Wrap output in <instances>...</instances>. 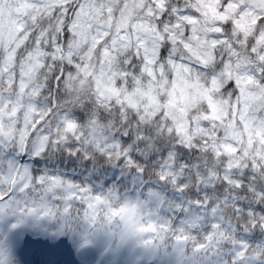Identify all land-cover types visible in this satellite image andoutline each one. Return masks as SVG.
Here are the masks:
<instances>
[{
  "label": "snow or ice",
  "instance_id": "6c2138e0",
  "mask_svg": "<svg viewBox=\"0 0 264 264\" xmlns=\"http://www.w3.org/2000/svg\"><path fill=\"white\" fill-rule=\"evenodd\" d=\"M5 224L264 264V0H0Z\"/></svg>",
  "mask_w": 264,
  "mask_h": 264
},
{
  "label": "rangeland",
  "instance_id": "374dc122",
  "mask_svg": "<svg viewBox=\"0 0 264 264\" xmlns=\"http://www.w3.org/2000/svg\"><path fill=\"white\" fill-rule=\"evenodd\" d=\"M0 230L4 235H7V239L10 238L9 234L15 235L11 242H9L19 245V248L10 249L15 264H44V257L37 253L36 246L31 243L38 236L40 240L44 239V236L36 234V226L29 225L12 229L9 225L5 224L0 226ZM100 241L95 246L78 250L76 258L72 259L74 262L69 260L67 264H116L117 262L120 264H160L156 260L148 259V253L132 243L126 244L114 254L105 255V248L108 242L105 239ZM98 244L102 245V249L98 247ZM98 251L99 254H97ZM74 252V247H71L69 253L74 254Z\"/></svg>",
  "mask_w": 264,
  "mask_h": 264
},
{
  "label": "trees",
  "instance_id": "16d2710c",
  "mask_svg": "<svg viewBox=\"0 0 264 264\" xmlns=\"http://www.w3.org/2000/svg\"><path fill=\"white\" fill-rule=\"evenodd\" d=\"M258 235V234H257ZM2 243H5L6 244V248L9 250V245L4 241V242H2ZM150 257H156L158 260H162L163 259V262L165 263V264H174V262L171 260V259H169L168 257H165V256H155V255H150Z\"/></svg>",
  "mask_w": 264,
  "mask_h": 264
}]
</instances>
